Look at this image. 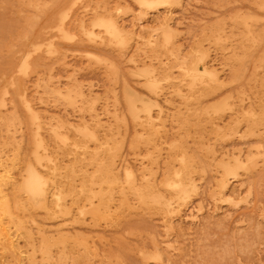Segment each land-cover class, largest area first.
<instances>
[{"label": "rangeland", "instance_id": "374dc122", "mask_svg": "<svg viewBox=\"0 0 264 264\" xmlns=\"http://www.w3.org/2000/svg\"><path fill=\"white\" fill-rule=\"evenodd\" d=\"M3 167L0 264H264V0H0Z\"/></svg>", "mask_w": 264, "mask_h": 264}, {"label": "bare ground", "instance_id": "6f19581e", "mask_svg": "<svg viewBox=\"0 0 264 264\" xmlns=\"http://www.w3.org/2000/svg\"><path fill=\"white\" fill-rule=\"evenodd\" d=\"M151 3H154V2H151ZM97 24H99V23H97ZM107 24H108L107 26L105 24H104V26H106L108 28L111 27L112 28L111 29V35L115 39H118V41L121 43V40L119 39L121 35H120V31L118 30L117 26L114 23H107ZM99 25H101V24H99ZM99 25H97V26H99ZM148 42L150 44H153V40H149ZM24 63H25L24 69L29 68V66H30L29 61H26ZM184 75H185V77H190L192 79L191 80V86L195 85L196 81H203L204 80V75L201 74L199 71L185 70ZM28 110L31 113L33 119H38L37 114H35L33 112L31 107L28 106ZM149 118L152 119L153 117L151 115H149ZM38 128H40V126H38ZM55 134H56V137L59 138L63 144H65V145L67 144V146H68V144L70 143L69 144L70 146H73L74 148L76 147L74 145L75 142H74V144H72L69 141V137L67 135L62 134L60 132H56ZM36 148H37V150L42 149L44 151H47L46 144L44 143L42 138H37ZM77 148H78V146H77ZM77 148H75V149H77ZM43 157L49 158V154L37 153L36 160H37V163L41 166H44V164H42V161H41ZM50 161H51V159H50ZM55 169H56V167L54 165L51 166V170H55ZM44 172H45L44 170H41L39 168H35L33 166H29V168L27 169V174H26L25 180L23 182V189L27 193L28 198L30 200H37L39 198H45V196L48 194L49 180L44 176ZM175 175L177 176V179L173 180V181L168 180L167 184H168V186H171V188H173L177 193H181V192H183V179H182L181 173L179 171H176ZM128 176L131 177V172L130 173L128 172ZM9 178H10V170L7 167L0 168V211H2V213L6 212L2 207L3 206V198H4L3 186L8 182ZM61 200H62L61 196L58 195V197H57V201H58L57 205L58 206H62L60 204ZM1 231H2V235L4 237H7L10 229H8L6 227H2Z\"/></svg>", "mask_w": 264, "mask_h": 264}]
</instances>
